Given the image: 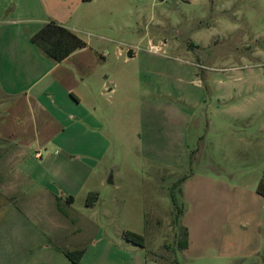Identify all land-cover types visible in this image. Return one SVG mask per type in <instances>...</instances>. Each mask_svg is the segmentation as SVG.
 <instances>
[{
	"label": "rangeland",
	"instance_id": "rangeland-1",
	"mask_svg": "<svg viewBox=\"0 0 264 264\" xmlns=\"http://www.w3.org/2000/svg\"><path fill=\"white\" fill-rule=\"evenodd\" d=\"M47 2L64 8L91 51L96 74L82 103L101 124L90 187L110 211L106 221L97 214L104 230L143 235L144 247L124 241L146 264H264L219 256L248 253L252 242L247 205L264 169V0ZM170 195L183 210L177 227ZM85 199L76 197V212Z\"/></svg>",
	"mask_w": 264,
	"mask_h": 264
},
{
	"label": "crops",
	"instance_id": "crops-1",
	"mask_svg": "<svg viewBox=\"0 0 264 264\" xmlns=\"http://www.w3.org/2000/svg\"><path fill=\"white\" fill-rule=\"evenodd\" d=\"M66 14L47 0H0V264H74L64 255L73 250H83L78 264H146L124 231L111 235L98 222V213L108 219L107 208L86 205L87 195L97 194L90 182L103 154L101 124L82 103L96 74L91 51L86 46L56 63L30 42L49 20L76 33ZM251 190L248 253L221 257L264 262V197ZM78 195L85 201L76 212Z\"/></svg>",
	"mask_w": 264,
	"mask_h": 264
},
{
	"label": "trees",
	"instance_id": "trees-1",
	"mask_svg": "<svg viewBox=\"0 0 264 264\" xmlns=\"http://www.w3.org/2000/svg\"><path fill=\"white\" fill-rule=\"evenodd\" d=\"M30 42L46 57L50 58L56 63L63 61L69 55L83 49L87 46L76 33L70 31L64 26L58 24L53 20H49L30 38ZM256 193L264 197V172L257 183ZM171 203L173 205V224L178 226L180 218L183 214L182 207L177 204L174 195H170ZM97 200L96 193H89L86 198V205H92ZM181 233L176 232V247L180 251H184L188 247V233L185 227H182ZM123 237L126 241L137 245L139 247L145 246V238L143 235L124 231ZM64 255L74 264H78L83 250L64 251ZM179 264V263H178Z\"/></svg>",
	"mask_w": 264,
	"mask_h": 264
}]
</instances>
